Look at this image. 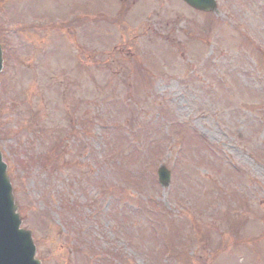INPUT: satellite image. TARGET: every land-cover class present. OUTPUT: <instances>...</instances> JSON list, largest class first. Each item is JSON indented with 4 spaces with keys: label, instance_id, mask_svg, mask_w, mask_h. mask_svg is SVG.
<instances>
[{
    "label": "rangeland",
    "instance_id": "374dc122",
    "mask_svg": "<svg viewBox=\"0 0 264 264\" xmlns=\"http://www.w3.org/2000/svg\"><path fill=\"white\" fill-rule=\"evenodd\" d=\"M212 14L0 0V149L41 264H264V0Z\"/></svg>",
    "mask_w": 264,
    "mask_h": 264
},
{
    "label": "water",
    "instance_id": "95a60500",
    "mask_svg": "<svg viewBox=\"0 0 264 264\" xmlns=\"http://www.w3.org/2000/svg\"><path fill=\"white\" fill-rule=\"evenodd\" d=\"M194 7L213 10L214 0H185ZM1 68V49H0ZM158 181L165 187L169 183L170 172L160 165ZM21 219L17 213V204L6 172V164L0 152V264H40L34 257L35 246L29 230L20 228Z\"/></svg>",
    "mask_w": 264,
    "mask_h": 264
},
{
    "label": "flooded vegetation",
    "instance_id": "af4514ba",
    "mask_svg": "<svg viewBox=\"0 0 264 264\" xmlns=\"http://www.w3.org/2000/svg\"><path fill=\"white\" fill-rule=\"evenodd\" d=\"M87 16V14H84V17H86Z\"/></svg>",
    "mask_w": 264,
    "mask_h": 264
},
{
    "label": "trees",
    "instance_id": "16d2710c",
    "mask_svg": "<svg viewBox=\"0 0 264 264\" xmlns=\"http://www.w3.org/2000/svg\"><path fill=\"white\" fill-rule=\"evenodd\" d=\"M152 205H153V203H152Z\"/></svg>",
    "mask_w": 264,
    "mask_h": 264
}]
</instances>
